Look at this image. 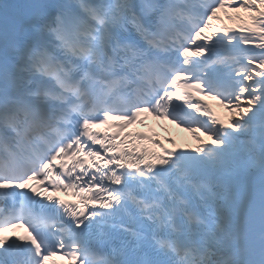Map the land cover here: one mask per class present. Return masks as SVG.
<instances>
[{"label":"snow or ice","instance_id":"snow-or-ice-1","mask_svg":"<svg viewBox=\"0 0 264 264\" xmlns=\"http://www.w3.org/2000/svg\"><path fill=\"white\" fill-rule=\"evenodd\" d=\"M0 264H264V0H0Z\"/></svg>","mask_w":264,"mask_h":264},{"label":"bare ground","instance_id":"bare-ground-1","mask_svg":"<svg viewBox=\"0 0 264 264\" xmlns=\"http://www.w3.org/2000/svg\"><path fill=\"white\" fill-rule=\"evenodd\" d=\"M223 22L225 23V24H228L230 27L232 26V24H230V23H227L226 22V20H223ZM164 125H165V129L169 132H174V133H176V134H178L181 138H182V135H181V131L180 130H178V129H176L174 126H172L171 124H168V123H164ZM187 131H183V137L185 138V135H187L186 136V138H189V137H191V135H189L190 133H188Z\"/></svg>","mask_w":264,"mask_h":264},{"label":"rangeland","instance_id":"rangeland-1","mask_svg":"<svg viewBox=\"0 0 264 264\" xmlns=\"http://www.w3.org/2000/svg\"><path fill=\"white\" fill-rule=\"evenodd\" d=\"M227 22H228V23H232V22H230V21H228V20H227Z\"/></svg>","mask_w":264,"mask_h":264}]
</instances>
